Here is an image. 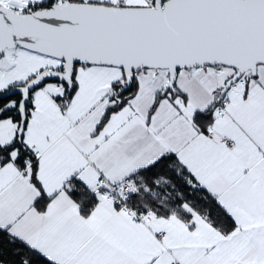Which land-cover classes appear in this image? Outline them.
Instances as JSON below:
<instances>
[{
    "label": "snow or ice",
    "instance_id": "1",
    "mask_svg": "<svg viewBox=\"0 0 264 264\" xmlns=\"http://www.w3.org/2000/svg\"><path fill=\"white\" fill-rule=\"evenodd\" d=\"M0 264H264V0H0Z\"/></svg>",
    "mask_w": 264,
    "mask_h": 264
}]
</instances>
